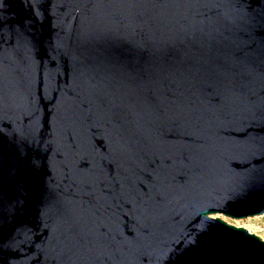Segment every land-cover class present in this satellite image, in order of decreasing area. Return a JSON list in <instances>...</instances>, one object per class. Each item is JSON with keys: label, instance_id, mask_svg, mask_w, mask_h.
Segmentation results:
<instances>
[{"label": "water", "instance_id": "1", "mask_svg": "<svg viewBox=\"0 0 264 264\" xmlns=\"http://www.w3.org/2000/svg\"><path fill=\"white\" fill-rule=\"evenodd\" d=\"M264 0H0V264H264Z\"/></svg>", "mask_w": 264, "mask_h": 264}, {"label": "rangeland", "instance_id": "2", "mask_svg": "<svg viewBox=\"0 0 264 264\" xmlns=\"http://www.w3.org/2000/svg\"><path fill=\"white\" fill-rule=\"evenodd\" d=\"M219 217L226 223L233 225L237 228L242 227L249 233L254 234L264 240V215L259 217L247 218L244 220H230L222 216H214L213 218Z\"/></svg>", "mask_w": 264, "mask_h": 264}]
</instances>
